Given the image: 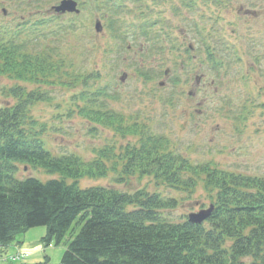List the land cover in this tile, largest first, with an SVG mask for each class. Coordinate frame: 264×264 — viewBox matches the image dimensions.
<instances>
[{"label": "rangeland", "instance_id": "rangeland-1", "mask_svg": "<svg viewBox=\"0 0 264 264\" xmlns=\"http://www.w3.org/2000/svg\"><path fill=\"white\" fill-rule=\"evenodd\" d=\"M61 1L0 0V32L5 38L18 37L15 40L33 58L42 53L44 61L64 62L59 73L43 82L0 75L1 106L17 102L18 97L7 92L14 86L47 96L48 100L36 101L29 108L34 120L43 125L45 148L91 159L107 145H114L119 154L125 146L138 144L139 135L122 136L106 126L91 129L93 125L81 111L97 104L119 114L123 128L145 124L152 133L164 135L170 150L192 164L209 162L223 170L264 178V0H197L192 9L186 5L189 0L184 5L181 0H165L150 3L145 10L144 5L136 9L133 3L118 0V14L112 10L107 14L93 0H84L86 5L78 3L79 15L66 12L57 18L52 7ZM110 17L124 22L118 35L107 27ZM146 19L151 22V33L158 34V43L157 37H145L136 27ZM97 20L102 25L98 33L94 30ZM198 28L206 33L209 50L213 45L223 62L219 77L205 59L207 51ZM189 44L195 46L192 60L186 51ZM198 44L204 52L196 51ZM123 73L126 77L121 81ZM114 125L119 127V122ZM105 164L109 168L105 177L82 178L79 186H114L130 193L142 188L158 191L178 200L176 207L160 212L172 222L213 204L216 191L205 186L204 175L196 178V188L189 192L148 176L116 182L112 163ZM18 168L20 177H57L21 164ZM45 234V226H34L15 235L0 255V264H60L65 245L47 244ZM231 243L228 240L226 246ZM19 253L25 257L5 259ZM243 260L249 263L251 258Z\"/></svg>", "mask_w": 264, "mask_h": 264}, {"label": "trees", "instance_id": "trees-1", "mask_svg": "<svg viewBox=\"0 0 264 264\" xmlns=\"http://www.w3.org/2000/svg\"><path fill=\"white\" fill-rule=\"evenodd\" d=\"M117 1L93 3L98 9L106 8L107 14L109 10L118 14L121 3ZM125 1L136 9L144 5L145 10L165 0ZM187 1L181 0V4ZM196 3L189 0L186 5L192 9ZM110 18L107 27L118 35L124 22ZM151 26L149 20L136 25L145 37L152 34ZM202 31L205 59L210 70L218 74L223 62L213 45L209 50ZM152 36L158 43V34ZM15 38H5L0 32V75L43 82L63 69L62 60L44 61L42 53L33 58ZM186 50L191 58L188 46ZM196 50H200L199 44ZM7 92L18 99L14 105H0V255L15 235L45 226L44 242L65 245L61 264H264L263 177L223 170L209 162L192 164L170 150V141L164 135L152 133L145 124L123 128L119 114L97 104L81 111L93 125L91 129L94 125L106 126L122 136L139 135L138 144L125 146L119 154L114 145H107L96 150L91 159L74 153L57 154L45 148L43 125L30 115L29 108L36 101L48 100L47 96L15 86ZM116 121L119 127L114 125ZM106 161L112 163L116 182L130 176H148L159 184L193 192L196 178L204 175L205 186L216 191L212 211L202 223L187 218L172 222L160 212L173 209L178 200L158 191L142 188L130 193L114 186H79L82 178L105 177L109 170ZM20 164L57 177H20ZM228 240L232 241L229 247ZM248 257L249 263L243 260Z\"/></svg>", "mask_w": 264, "mask_h": 264}, {"label": "water", "instance_id": "water-1", "mask_svg": "<svg viewBox=\"0 0 264 264\" xmlns=\"http://www.w3.org/2000/svg\"><path fill=\"white\" fill-rule=\"evenodd\" d=\"M55 10L58 12H79V10L76 8V2L73 0H63L60 2L58 6L55 7ZM95 29L96 31H100L102 29V26L99 21H96L95 23ZM125 74L121 77L123 79ZM213 206L210 205L208 209L200 210L197 213H191L189 214V221L192 223H201L212 211Z\"/></svg>", "mask_w": 264, "mask_h": 264}, {"label": "flooded vegetation", "instance_id": "flooded-vegetation-1", "mask_svg": "<svg viewBox=\"0 0 264 264\" xmlns=\"http://www.w3.org/2000/svg\"><path fill=\"white\" fill-rule=\"evenodd\" d=\"M191 51H192V50H191ZM199 51H200V50H199ZM199 81H200V80L198 79V81H196V84H198V83H199Z\"/></svg>", "mask_w": 264, "mask_h": 264}]
</instances>
